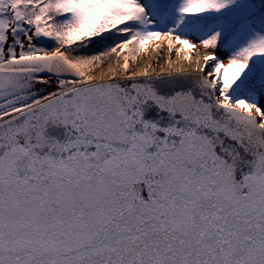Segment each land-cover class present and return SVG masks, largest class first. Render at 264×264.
I'll use <instances>...</instances> for the list:
<instances>
[{"label": "snow or ice", "instance_id": "6c2138e0", "mask_svg": "<svg viewBox=\"0 0 264 264\" xmlns=\"http://www.w3.org/2000/svg\"><path fill=\"white\" fill-rule=\"evenodd\" d=\"M0 264H264V0H0Z\"/></svg>", "mask_w": 264, "mask_h": 264}, {"label": "bare ground", "instance_id": "6f19581e", "mask_svg": "<svg viewBox=\"0 0 264 264\" xmlns=\"http://www.w3.org/2000/svg\"><path fill=\"white\" fill-rule=\"evenodd\" d=\"M193 56L195 59L196 53H194ZM166 59H167V50L166 49L164 50V53L162 56H158L155 52H153V53H151L150 56L141 57L140 60L138 61L137 65H136V67L134 68V70L139 71L142 68H144L145 66H147L149 63H151L153 65V68H154L153 75H155L157 72H160L161 69H164L165 71H167L166 64H165ZM173 59H175L174 56H173ZM113 66L114 65L112 63L105 64L103 68L97 70V75H99L101 72H107L109 70V68H111ZM192 67H194V64L192 65ZM185 68L188 69L189 66L187 64H185Z\"/></svg>", "mask_w": 264, "mask_h": 264}, {"label": "rangeland", "instance_id": "374dc122", "mask_svg": "<svg viewBox=\"0 0 264 264\" xmlns=\"http://www.w3.org/2000/svg\"><path fill=\"white\" fill-rule=\"evenodd\" d=\"M115 58H113L112 61H109V63H112L114 65Z\"/></svg>", "mask_w": 264, "mask_h": 264}]
</instances>
